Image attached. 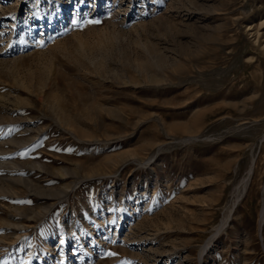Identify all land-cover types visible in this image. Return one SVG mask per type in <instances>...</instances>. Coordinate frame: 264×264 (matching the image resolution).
Wrapping results in <instances>:
<instances>
[{
  "label": "rangeland",
  "instance_id": "374dc122",
  "mask_svg": "<svg viewBox=\"0 0 264 264\" xmlns=\"http://www.w3.org/2000/svg\"><path fill=\"white\" fill-rule=\"evenodd\" d=\"M34 1L0 0V264H264V0Z\"/></svg>",
  "mask_w": 264,
  "mask_h": 264
},
{
  "label": "bare ground",
  "instance_id": "6f19581e",
  "mask_svg": "<svg viewBox=\"0 0 264 264\" xmlns=\"http://www.w3.org/2000/svg\"><path fill=\"white\" fill-rule=\"evenodd\" d=\"M20 1L22 2V0H19V2H20ZM39 1H42V0H35L34 3L37 4ZM47 1H48V0H47ZM43 2H44V1H43ZM34 7H36V5H35ZM65 7H66V6H65ZM57 8H58V7H57ZM61 8H62V7H61ZM63 8H64V7H63ZM63 8H62V9H63ZM2 9H3V7L0 6V14H1V12H2ZM34 9H36V8H34ZM37 9H38V8H37ZM37 9H36V10H37ZM36 10H35V11H36ZM33 11H34V10H33ZM33 11H32V12H33ZM39 13H40V12H39ZM39 13H38V15H40ZM49 13H50V12H49ZM35 14H36V13H35ZM33 15H34V13H33ZM60 15H61V14H60ZM35 16H36V15H35ZM40 16H41V15H40ZM46 16H47V14H46ZM58 16H59V15H58ZM38 17H39V16H38ZM41 17H42V16H41ZM49 18H50V17H49ZM51 18H52V17H51ZM43 19H44V18H43ZM45 19H46V18H45ZM38 21H39V20H38ZM45 21H46V20H45ZM1 151H3V150H1ZM1 154H2V153H1ZM5 222H6V221H5ZM28 256H29V254H28ZM28 256H27V255H26V256H21V257L19 258L20 261H21V263H23V264L28 263ZM16 260H17V259H16ZM16 260H14L11 264H15ZM2 264H3V263H2ZM16 264H17V262H16Z\"/></svg>",
  "mask_w": 264,
  "mask_h": 264
},
{
  "label": "snow or ice",
  "instance_id": "6c2138e0",
  "mask_svg": "<svg viewBox=\"0 0 264 264\" xmlns=\"http://www.w3.org/2000/svg\"><path fill=\"white\" fill-rule=\"evenodd\" d=\"M98 22V21H97ZM111 255H114V253H112Z\"/></svg>",
  "mask_w": 264,
  "mask_h": 264
}]
</instances>
